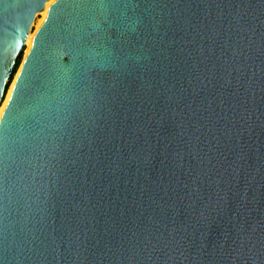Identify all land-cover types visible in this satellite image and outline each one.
Listing matches in <instances>:
<instances>
[{
	"label": "water",
	"instance_id": "water-1",
	"mask_svg": "<svg viewBox=\"0 0 264 264\" xmlns=\"http://www.w3.org/2000/svg\"><path fill=\"white\" fill-rule=\"evenodd\" d=\"M0 0V264H264V0Z\"/></svg>",
	"mask_w": 264,
	"mask_h": 264
},
{
	"label": "bare ground",
	"instance_id": "bare-ground-1",
	"mask_svg": "<svg viewBox=\"0 0 264 264\" xmlns=\"http://www.w3.org/2000/svg\"><path fill=\"white\" fill-rule=\"evenodd\" d=\"M53 2H54V0L53 1H51L50 3H48L47 4V6H46V8H45V10L41 13V16H42V19L40 20V21H38V23H37V25L35 26L36 27V30H32L33 31V33H32V31L30 32V34H29V36H28V38H27V41H26V43H25V48H26V53H25V57H24V59L27 57V55L29 54V52H30V50H31V48H32V45L34 44V40H35V38H36V35H37V33H38V31L40 30V28L42 27V25H43V23L45 22V20L47 19V17H48V14H49V9H50V7L52 6V4H53ZM46 17V18H45ZM37 22V21H36ZM34 26V25H33ZM32 26V27H33ZM34 27V28H35ZM20 69H21V67L19 68V71L17 72V74L15 75V77H14V81H13V83H12V85H11V88L9 89V92H8V95H7V98H6V100L3 102V100H4V98H3V100H2V102H1V104H0V120H1V118H2V116H3V114H4V112H5V109H6V107H7V105H8V102H9V100H10V98H11V95H12V91H13V88H14V85H15V82H16V80H17V78H18V75H19V72H20ZM6 94V93H5ZM4 97H5V95H4Z\"/></svg>",
	"mask_w": 264,
	"mask_h": 264
},
{
	"label": "rangeland",
	"instance_id": "rangeland-1",
	"mask_svg": "<svg viewBox=\"0 0 264 264\" xmlns=\"http://www.w3.org/2000/svg\"><path fill=\"white\" fill-rule=\"evenodd\" d=\"M46 18V17H45ZM42 19V16H41V14H39V15H37V17H36V19H35V22H34V26L32 27V30L34 31V30H36V25H37V23H38V21H40ZM37 21V22H36ZM35 27V28H34ZM31 30V31H32ZM33 31H32V33H33ZM35 32V31H34ZM26 51V48H25V50H24V52H23V54H22V56H21V63H22V61H23V59H24V57H25V52ZM21 63H20V65H21ZM20 67V66H19ZM13 81H14V78H13V80L9 83V85H8V87H7V92H6V94H5V97H4V100H3V102L6 100V98H7V95H8V92H9V89L11 88V85H12V83H13ZM2 102V103H3Z\"/></svg>",
	"mask_w": 264,
	"mask_h": 264
},
{
	"label": "trees",
	"instance_id": "trees-1",
	"mask_svg": "<svg viewBox=\"0 0 264 264\" xmlns=\"http://www.w3.org/2000/svg\"><path fill=\"white\" fill-rule=\"evenodd\" d=\"M20 63H21V57L18 59V61H17V69H18V67L20 66ZM8 87V86H7Z\"/></svg>",
	"mask_w": 264,
	"mask_h": 264
}]
</instances>
